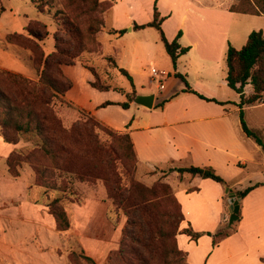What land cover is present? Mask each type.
<instances>
[{
  "label": "crops",
  "instance_id": "1",
  "mask_svg": "<svg viewBox=\"0 0 264 264\" xmlns=\"http://www.w3.org/2000/svg\"><path fill=\"white\" fill-rule=\"evenodd\" d=\"M106 1L111 2V8L107 12L110 13V19L112 18V22L107 25L106 14H103L104 23L108 26V31L104 33L106 40L112 41L122 37L120 30L127 29L126 32L134 33L149 28L155 29L150 26L133 29L131 5H126L123 13H118L115 3ZM182 2L180 24L171 34L166 35L170 41L180 30L178 43L188 47L187 52L178 56L175 68L166 51H162L165 49L159 33L156 34L161 43V56L165 54L164 56L170 60L166 63V68L161 69L163 86L159 87L156 83L158 88L164 91L163 94L157 95L152 92L150 86H145L140 92L135 88L130 90L121 88L124 91L134 90L135 94H152L150 108L135 104L133 101L127 108H123L118 103L124 100V94L111 87L98 89L91 86L93 74L79 61L71 65H61L63 74L71 81V87L62 96L78 112H86L100 123L119 132L128 133L137 159L138 174L150 169L156 171L150 182L157 174H164L162 170L171 165L172 170L164 174V179L171 183L181 206L184 219L180 229L191 228L202 233L197 239H192L182 232L177 234L178 247L185 253L188 264H264V171L258 174L246 171L248 165L259 163L256 160L264 158V154L261 155V146L242 131L240 121L233 115L236 111L239 114L235 104L239 101V95L227 86L226 68L223 63L232 22L238 24L246 19H236L235 15L242 13L229 11L228 0H182ZM173 3L175 5V1ZM21 10L20 2L5 6L0 1V68L36 79L38 73L31 64L30 52L6 41L7 34L22 32L29 22V18L21 17ZM167 11L168 9L163 14H167ZM119 17L124 21L117 25ZM249 32L250 29H245L238 34V38L244 42ZM145 43L147 40L143 39L141 43L136 44V48H143ZM156 44L157 42L152 40V56L157 55ZM176 74L184 77L188 88L205 97L231 102L221 105L185 91L187 88L185 81ZM166 78L170 79L168 87L163 82ZM248 86L250 85L244 87L245 95L251 92V86L250 89ZM226 88L234 92L235 96ZM235 98L237 101L232 102ZM106 101L112 103L100 106ZM263 103L250 104L244 108ZM230 104L236 106L234 111L229 109ZM18 146L5 142L0 135V157L3 159ZM172 164L177 166L174 167ZM189 165L212 166L227 185L210 178L177 171L178 167ZM252 185H255L254 188L239 198L238 218L231 229L227 224L230 214L228 194L236 195L237 190ZM26 194L21 198L22 203L29 204V208L33 210L43 211L45 206L41 207L39 203L26 200ZM107 208L108 202L105 198L90 191L80 203L71 204V213H80L81 216L86 213L84 216L86 219L101 220L108 224ZM4 222L1 232H5L3 228L7 226V221ZM224 226L229 228L230 233L215 237L216 243L213 244L212 235L222 231ZM120 235L121 232L118 243L112 249L115 253L118 252ZM34 250L36 254L42 251L41 248ZM82 250L95 264H106L109 260L108 255L102 257L97 251L88 250L83 246ZM8 257L6 254L5 258Z\"/></svg>",
  "mask_w": 264,
  "mask_h": 264
},
{
  "label": "trees",
  "instance_id": "2",
  "mask_svg": "<svg viewBox=\"0 0 264 264\" xmlns=\"http://www.w3.org/2000/svg\"><path fill=\"white\" fill-rule=\"evenodd\" d=\"M52 1L32 0L39 12L46 11L47 13H51ZM94 5L95 9L100 8V12L111 8V2L106 0H94ZM228 10L242 14L261 15L264 14V0H241L238 4H231ZM52 17L55 22H58L55 13ZM163 18L159 17L154 5L152 20L143 24L134 23L133 29L154 27L175 68L178 56L187 52L188 47H183L178 43L180 30L172 40H167L161 28ZM95 19L98 26L91 28L92 32H97L103 24V14ZM33 25H36L37 29ZM61 26V30L53 33V50L47 54L39 44V41H43L48 34L45 24L40 21L30 20L22 32L6 35L7 42L26 47L30 51L32 66L38 73L37 78L32 80L0 68V135L5 142L11 144H17L21 138L31 142L26 150L15 148L7 155L5 164L8 174L14 178L18 177L21 164L28 163L33 171L34 180L27 186V192L31 194L32 189L38 188L43 191V194H47L48 191L56 194L51 199L48 196L43 205L53 217L55 229L59 232L71 228L69 213L59 204L73 194L69 191L70 177L88 183L99 179L112 205L125 216L118 248V254L124 264H179L180 262L188 264L185 253L178 247L176 241V231L184 219L176 197L170 195L168 191H163V195H160L162 192L158 193L155 184L147 186L141 183L133 176V173L129 172L130 168L126 169L125 179H123L122 172H118L113 165L112 161L115 156L123 160L122 152L125 149L132 163L137 162L128 133L107 129L92 115L66 128L52 109V97L56 94H64L71 87V81L63 74L61 65H71L77 61L75 60L78 53L76 50L77 48L80 50L83 42L82 29L69 16H64ZM121 32L122 30L119 31ZM225 63L226 84L239 95V101L235 104L239 110L242 131L264 149L262 139L247 127L243 118L244 107L261 103L264 97L263 31L261 29L251 30L241 48L228 44ZM119 70L128 75L125 69L119 68ZM90 71L95 78L94 72L91 69ZM176 76L185 81L187 85L185 91L195 93L201 99L215 101L221 105L231 102L205 97L188 88L182 75L176 74ZM247 84L251 86V92L245 95L244 87ZM90 85L98 89L109 87L97 85L94 80L90 82ZM115 89L123 93L125 97L118 104L127 108L135 96V91ZM111 103L106 101L100 106ZM94 127H100L106 131L110 138L107 144L99 142L93 131ZM177 171L201 178H210L227 185L212 166L189 165L179 167ZM254 186L237 190L235 193L243 197ZM68 201L73 200L68 199ZM33 202L37 203L35 200ZM163 203H169L171 206L163 208L161 206ZM180 232L192 239H197L202 234L191 228L180 229L178 233ZM229 233L230 231H218L212 235L213 244L216 243L215 237ZM83 258L88 263L95 264L90 257L83 255Z\"/></svg>",
  "mask_w": 264,
  "mask_h": 264
},
{
  "label": "rangeland",
  "instance_id": "3",
  "mask_svg": "<svg viewBox=\"0 0 264 264\" xmlns=\"http://www.w3.org/2000/svg\"><path fill=\"white\" fill-rule=\"evenodd\" d=\"M0 1L5 6L15 5L19 2L22 3L21 17H27L29 21L37 20L45 24L48 34L43 41H39V44L46 53L53 50L52 35L55 31L62 29L61 21L64 16H69L73 19L82 29L81 37L83 40L80 50L79 48L76 50L78 53L75 60L83 63L94 72L95 78L93 77V79L95 84L100 86L107 85L112 89L119 87L130 90L131 88H135L138 92L142 91L145 86H150L149 89L152 92H155L157 95L163 94L164 91H161L156 84L157 77L153 79L150 72L151 67L156 68L160 72L161 69L166 68V63L170 61L166 58L167 56H164L165 54L163 57L161 56L160 51L162 48L156 35L158 33L157 30L149 28L145 31L131 33L126 32V29L122 30V37L108 41L104 38V33L108 31L104 18L103 24L97 32L90 31L91 28L93 29V27L98 26L95 17L102 16L104 13L106 14V24L108 25V23L112 22L110 13L107 12L108 9H104L102 12H100V8L95 9L94 0H53L50 6L51 13H47L46 11L43 13L38 12L33 6L35 4L30 0ZM110 1L115 3V9L118 13H123V8H126L128 4L131 5L133 9L132 21L136 24L151 21L153 6L155 5L159 17H164L162 20L163 27L161 25V28L165 33V37L171 34L176 29V26L180 24L179 17L183 8L182 0ZM173 1H175V5H173ZM228 1L230 2V6L233 3H240L241 0ZM167 9V14H163ZM54 13L58 22H55V19L52 17ZM235 17L236 19L245 18L246 20H242L238 24L232 22L230 26L228 44H231L233 47L241 48L244 44L245 41L242 42L238 38V34L245 29H250V31L261 29L264 34V15L236 14ZM123 21L124 19L119 17L116 24L119 25ZM33 26L36 28V25ZM143 39L147 40L144 47L136 48V44L138 42L141 43ZM152 40L157 42L156 56H152ZM148 43L151 44L148 45ZM24 49L27 48L24 47ZM223 63L224 68H226L225 54ZM119 68L125 69L128 75L120 72ZM163 82L168 87L170 79H163ZM226 89L230 91L232 96H235V93L231 92L229 88ZM248 89H250V86H248ZM62 95L56 94L52 97L51 107L64 127L68 128L76 121L81 122L89 118L90 115L88 113L78 112L77 109L66 102ZM262 100L264 102V97ZM236 101L237 98L233 99L232 102ZM228 107L231 111H234L236 108L234 104H230ZM243 111L245 124L262 139L264 144V103L244 108ZM233 115L239 120L238 111ZM102 125L107 129H112L104 124ZM93 131L100 143L107 144L110 141L106 131L102 128L94 127ZM17 144L19 145V149L26 150L31 145V142L21 138ZM125 151L126 149L122 152L123 160L115 156L112 161L117 171L122 172L123 179H125L126 169L130 168L129 172L133 173V176L141 183L147 186L155 184L158 193L162 192L160 195H163V191H168L170 195L175 196L171 183L164 179V174L172 170L171 165L162 170L164 174H157L156 178L150 182L152 175L156 171L150 169L138 174L137 162L133 164L130 155ZM263 154L264 149L261 150V155ZM256 161L259 163L248 165L246 171H251L255 174L264 171V158ZM172 165L174 167L177 166L176 164ZM33 177V171L28 163L21 164L19 177H11L7 172L5 159L0 157V264H26V262H34L33 264H90L83 258L82 246L88 250L97 251L102 257L108 255L109 260L106 264H124L118 252L115 253L112 249L118 243L119 232H121L120 230L125 224V216L112 205V201L107 197L106 189L101 180L97 179L88 183L80 182L70 177L69 191L73 192V194L69 198L63 199L59 204L69 213L71 228L59 232L55 229L53 217L42 206L47 201L48 196L51 199L56 194L50 191L47 194H43V191L38 188L32 189L31 194L25 192L27 186L33 183ZM90 191L96 196L104 197L108 202L107 215L110 224L101 220L86 219L84 217L87 215L86 213L82 216L80 213H71V204L80 203ZM25 194L26 200L39 202L41 207H43V211L41 209L39 211L33 210L29 208V204L22 203L21 198ZM68 199L73 201L69 202ZM161 206L166 208L171 205L163 203ZM5 216L9 218L6 219ZM4 221H7V226L3 228L5 232H1V227L5 223ZM234 223L229 225L231 229L234 228ZM179 230L180 225L176 231V241ZM227 231H230L229 228L224 226L222 232ZM35 248H41L42 251L36 254ZM6 254L9 255L8 258H5ZM179 264L182 263L180 262Z\"/></svg>",
  "mask_w": 264,
  "mask_h": 264
},
{
  "label": "water",
  "instance_id": "4",
  "mask_svg": "<svg viewBox=\"0 0 264 264\" xmlns=\"http://www.w3.org/2000/svg\"><path fill=\"white\" fill-rule=\"evenodd\" d=\"M152 100V94H135L132 101L135 104L150 108L152 106ZM239 198L240 196L235 195L234 193L228 194L227 202L230 210V214L228 217V225H231L238 218Z\"/></svg>",
  "mask_w": 264,
  "mask_h": 264
},
{
  "label": "built area",
  "instance_id": "5",
  "mask_svg": "<svg viewBox=\"0 0 264 264\" xmlns=\"http://www.w3.org/2000/svg\"><path fill=\"white\" fill-rule=\"evenodd\" d=\"M150 72H151L153 79L157 77L156 82L159 84V87H162L163 86L162 82H161L162 81V75H163L162 71L158 72V70L156 68L151 67Z\"/></svg>",
  "mask_w": 264,
  "mask_h": 264
}]
</instances>
